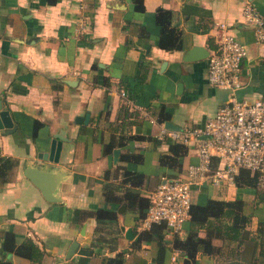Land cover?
<instances>
[{
	"label": "crops",
	"instance_id": "0c3cea01",
	"mask_svg": "<svg viewBox=\"0 0 264 264\" xmlns=\"http://www.w3.org/2000/svg\"><path fill=\"white\" fill-rule=\"evenodd\" d=\"M138 1L0 0V110L9 112L15 126L9 134L0 129V162L7 160L0 174V260L32 264L5 251V233L10 232L17 244L31 240L39 248L40 264H106L117 253L123 264H155L157 241L136 242L144 231L140 212L146 207L140 211V205L150 203L159 182L185 177L187 167L198 160L197 148L190 144L178 167L160 164V156L177 141L171 134L177 130L164 124L202 126L230 95L208 82L207 58L184 61L185 50L200 46L210 54L217 47V26L225 23L247 49L242 88L235 95L262 94L264 43H255L244 22L245 0H141L142 10L136 8ZM251 1L264 16V0ZM158 8L172 12L181 50L159 48ZM81 16L87 17L82 32ZM160 112L168 114L162 123ZM36 122L40 125L34 130ZM55 134L67 138L57 163L38 157L49 150ZM112 141L116 146L106 152ZM122 154L141 160L120 161ZM26 165L57 168L62 181L52 193L56 201L45 200L24 176ZM221 165L212 158V167ZM124 169L142 177L126 181ZM241 179L213 184L206 176L191 186V204L242 200L253 236L264 222V189ZM74 209L102 210L113 217L77 219L70 212ZM189 227L188 222L179 233L162 231L165 264H182L171 242L176 234L184 238ZM73 241L78 247L67 258ZM213 244L237 247L228 239ZM249 251L257 256L259 245ZM197 261L218 262L208 255ZM257 264H264L263 256H257Z\"/></svg>",
	"mask_w": 264,
	"mask_h": 264
},
{
	"label": "built area",
	"instance_id": "2783aa9c",
	"mask_svg": "<svg viewBox=\"0 0 264 264\" xmlns=\"http://www.w3.org/2000/svg\"><path fill=\"white\" fill-rule=\"evenodd\" d=\"M242 16L253 30L255 43H264V16L251 0L244 1ZM86 21L87 17L81 16V32ZM217 27V47L207 57V79L230 95L202 126L172 131L177 141L195 145L198 160L187 167L185 177L159 182L141 218L142 230L163 224L172 232H181L190 220L191 186L206 176L213 184L222 179L232 183L239 170H247L255 176L256 185L264 188V94L243 98L235 95L242 88L240 74L247 49L225 23ZM120 94L125 96L123 91ZM214 157L222 162L220 167H212Z\"/></svg>",
	"mask_w": 264,
	"mask_h": 264
},
{
	"label": "trees",
	"instance_id": "16d2710c",
	"mask_svg": "<svg viewBox=\"0 0 264 264\" xmlns=\"http://www.w3.org/2000/svg\"><path fill=\"white\" fill-rule=\"evenodd\" d=\"M136 8L143 9L142 1L137 2ZM172 12L168 9L158 8L155 13V21L160 27V36L158 46L164 50H181L183 48L179 31L176 30L171 22ZM168 119V114L160 112L158 120L162 123ZM40 123L36 122L34 130L39 127ZM115 143L109 142L105 145L104 150L110 152ZM120 146V145H119ZM187 152V146L182 142L176 141L169 146L168 153L160 156V164L163 166L176 168L180 164L181 157ZM120 161H140V156L122 154L119 157ZM4 162H0L1 169L4 167ZM11 162V161H10ZM126 181L135 183L136 178H141L142 174L122 171ZM107 176V172L104 173ZM244 179L246 184L256 185L255 176L247 170H239L235 181ZM257 186V185H256ZM264 189V188H263ZM141 200V198H140ZM149 202L141 204L140 208L147 207ZM243 202L240 199L234 201H223L209 199L204 205L192 204L190 208L189 232L181 238L177 234L171 242V248L179 251L182 255V264H198V256L208 255L212 257L217 264H257V256L264 257V222L260 223L256 234L250 236L247 230L249 218L242 213ZM146 209V208H145ZM72 215L82 219L84 217H94L96 221L104 218L113 217L112 213L97 210L94 213L84 210L74 209L70 211ZM145 212V211H144ZM143 217L144 213L140 212ZM165 229L163 224L154 225L149 230L141 231L136 239V242L146 240H155L159 245L158 253L155 258V264H165L163 262L166 244L163 242V233ZM200 231L204 234L200 235ZM215 239H228L237 242L236 248L216 246L213 244ZM259 245V251L256 255H252L247 249L253 252ZM250 246V248H248ZM3 247L5 251L15 253L16 255L29 259L32 264H40L42 252L31 241L26 240L17 244L14 236L10 232L5 233ZM250 253V254H249ZM249 254V255H248ZM255 254V253H254ZM216 263V262H215ZM0 264H12L7 260H0ZM106 264H123L122 253H117L113 257H108Z\"/></svg>",
	"mask_w": 264,
	"mask_h": 264
},
{
	"label": "water",
	"instance_id": "95a60500",
	"mask_svg": "<svg viewBox=\"0 0 264 264\" xmlns=\"http://www.w3.org/2000/svg\"><path fill=\"white\" fill-rule=\"evenodd\" d=\"M208 52L200 46H193L192 48L185 50L183 60L184 61H197L208 57ZM179 88L181 83L178 84ZM264 94V90L262 91ZM165 128L180 130L179 127L175 126L171 122H165ZM0 129H5L6 133H12L15 126L7 110H0ZM67 141V138L62 137L60 134H55L50 142L49 150L44 153H39L38 157L50 162L57 163L59 161L60 153L62 150V143ZM118 153V149L114 150V154ZM56 167L51 166V170H42L31 165H26L23 168V174L28 178L42 193V196L47 201H56L57 199L53 196V191L62 181V176L56 173ZM78 247V242L73 241L67 252L66 257L69 258Z\"/></svg>",
	"mask_w": 264,
	"mask_h": 264
}]
</instances>
